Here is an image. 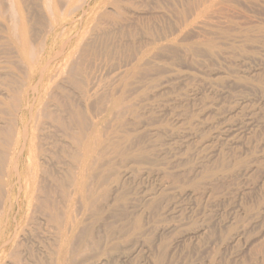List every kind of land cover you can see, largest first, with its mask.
Returning <instances> with one entry per match:
<instances>
[{"label": "rangeland", "instance_id": "obj_1", "mask_svg": "<svg viewBox=\"0 0 264 264\" xmlns=\"http://www.w3.org/2000/svg\"><path fill=\"white\" fill-rule=\"evenodd\" d=\"M0 225V264H264V0H0Z\"/></svg>", "mask_w": 264, "mask_h": 264}, {"label": "bare ground", "instance_id": "obj_2", "mask_svg": "<svg viewBox=\"0 0 264 264\" xmlns=\"http://www.w3.org/2000/svg\"><path fill=\"white\" fill-rule=\"evenodd\" d=\"M200 4H201V3H199V5H200ZM201 6H202V5H201ZM201 8L203 9V6H202ZM209 8H210V7H208V9H209ZM202 9H201V10H202ZM208 9H207V10H208ZM198 10H199V9H198ZM207 10H206V12H207ZM198 12H199V11H198ZM198 12H197V14H199ZM200 12H201V11H200ZM204 12H205V11H203V13H204ZM206 12H205V14H206ZM209 12H210V10H209ZM209 12H208V13H209ZM203 13L201 12L200 14L203 15ZM205 14H204V15H205ZM198 16H199V15H198ZM205 16L208 17L209 15H205ZM205 16H204V17H205ZM202 17H203V16H202ZM207 17H206V18H207ZM202 19H204V18H202ZM60 28H61V26H60L59 24H57L56 33H57V31H58ZM63 52H64V51H63ZM75 53H76V52H75ZM75 53H74L72 56L75 57ZM60 54H61V53H60ZM60 54H59V55H60ZM79 54H80V53H79ZM56 55H57V53H56ZM54 56H55V55H54ZM77 56H79V55L77 54ZM78 58H79V57H78ZM47 60H48V59H47ZM47 60H45V59H44V61L42 60V62H41V64H40V67H42L41 70H43L44 72H45V69H47L48 67H50L49 64L51 63V61H50V63H49V61L47 62ZM52 61H53V60H52ZM55 61H56V60H55ZM53 62H54V61H53ZM58 62H59V61H58ZM51 64H52V63H51ZM51 64H50V65H51ZM56 67H57V66H56ZM44 72H43V73H44ZM43 75H44V74H42V72H41V74L39 75V76H40V80H41V82H43V80H44V76H43ZM84 81H85V80H84ZM84 81L82 80L81 82H84ZM85 82H86V81H85ZM85 82L83 83L84 85H81V86H83V87H82V89H80V90H83V91H84V90H87V88L85 87V84H86ZM81 84H82V83H81ZM79 85H80V84H79ZM83 88H85V89H83ZM30 90H32V92L34 93L33 95L36 94L35 91H34V87L30 86V87H29V91H30ZM83 91H82V92L80 91L81 94L83 93ZM87 94H88V93L86 92V95H87ZM31 95H32V94H31ZM89 95H90V97H91V94H89ZM92 95H93V92H92ZM88 98H89V96H88ZM92 98H93V97H92ZM87 100L89 101V99H87ZM91 100H92V99H91ZM91 100H90V101H91ZM33 101H34V99L32 100V98H30V97H28V98H27V97H25V98L23 97V99H21V116H20V119H21L23 122H22V125L19 126L18 131L15 133V140H14L13 150H12L13 153H14V155H15V158H16V160H15V158H14L15 162L12 163V168H13V169L16 168V170H17L19 167H20V168L23 167V162H22L21 159H19V158H21V156H23V154L25 153V147H26V144H27V140H26L27 137H26V131H25V130H26V129H25V128H26V127H25L26 124H25V123H26L27 116H29V115L32 113V110H33L34 106L37 104V103L34 104ZM84 101H85V100H84ZM88 101H87V102H88ZM43 102H44V101H43ZM85 102H86V101H85ZM87 102H86V103H87ZM88 103H89V102H88ZM111 104H112V103H111ZM69 105H70V104H69ZM78 105H81V104H78ZM85 105H86V104H85ZM88 105H89V104H88ZM41 106H42V105H41ZM61 106H62V105H61ZM70 106H71V105H70ZM72 106H73V105H72ZM72 106H71V107H72ZM74 106H75V105H74ZM113 106H114V105H113ZM113 106H112V108H113ZM80 107H81V106H80ZM82 107H83V106H82ZM87 107H88V106H87ZM90 107H91V106H90ZM90 107H89V108H90ZM59 108L61 109V107H59ZM68 108H69V107H68ZM75 108H76V107H75ZM38 109H39V108H38ZM38 109H37V110H38ZM40 109H42V108H40ZM40 109H39V110H40ZM72 109H73V108H72ZM77 109H78V107H77ZM81 109H82V108H81ZM64 110H65V109H64ZM69 110H71V108H69ZM74 110H76V109H73V111L71 110V112H74ZM87 110H88V109H87ZM77 111H78V110H77ZM77 111H76V112H77ZM35 112H36V111H35ZM40 112H41V110H40ZM76 112H75V113H76ZM80 112H82V110H81ZM83 112H84V111H83ZM83 112H82V113H83ZM77 113H78V112H77ZM85 114H86V113H85ZM85 114H84V116H85ZM75 115H76V114H75ZM82 115H83V114H82ZM86 115H87V119H89L90 117L88 116V114H86ZM78 116H80V115L78 114L77 117H78ZM68 117H69V116H68ZM85 117H86V116H85ZM88 117H89V118H88ZM78 118H79V117H78ZM68 119H69V118H68ZM117 119L119 120V118H116L115 122L117 121ZM120 119H121V117H120ZM69 120H70L69 122H71V119H69ZM72 120H73V119H72ZM77 121H80V120L77 119ZM122 121H124V120L122 119ZM72 122H74V121H72ZM82 122H83V120H81L79 123H82ZM115 122H114V123H115ZM120 122H121V120H120ZM121 123H123V122H121ZM74 124L77 125V123H74ZM74 124H73V125L71 124L70 126H74ZM117 124H118V121H117ZM76 125H75V126H76ZM82 125H83V124H82ZM87 125H88V122H87ZM114 125H115V124H114ZM121 125H122V124H121ZM124 125H125V124H124ZM78 126H80V125L78 124ZM78 126H76V129L78 128ZM83 126H84V125H83ZM95 126H96V125H94L93 127L95 128ZM98 126H99V125H98ZM115 126L117 127V125H115ZM76 129H75V130H76ZM84 129H85V128H83V134L85 133V132H84ZM87 129H88V127H87ZM91 129H92V128H91ZM77 130H78V129H77ZM85 130H86V129H85ZM115 130H116V129H115ZM122 131L124 132V130H122ZM129 131H130V130H129ZM79 132H80V131H79ZM116 132H117V130H116ZM120 132H121V131L119 130L118 133H120ZM130 132H131V131H130ZM83 134H82V136H83ZM85 134H89L88 136L91 135V134L88 133V132L85 133ZM112 134H114V133H112ZM124 134H127L126 131L124 132ZM128 135H129L128 137L131 136L130 133H129ZM106 136H107V135H106ZM109 136H110V135H109ZM111 136H112V135H111ZM117 136H118V134H116V138L119 137V136H118V137H117ZM124 136H125V135H124ZM126 136H127V135H126ZM113 137L115 138V136H112V137H110V138H113ZM128 137L126 138V140H128ZM131 137H132V136H131ZM131 137H130V138H131ZM76 138H77V137H76ZM84 138H85V139H84ZM84 138H83L84 141L86 140V138H87V140L90 141V139H89L90 137H89V138H88V137H84ZM108 138H109V137H108ZM114 138H113V139H114ZM119 138L121 139L122 136L120 135ZM123 138H124V137H123ZM77 139L82 141V139H80V138H77ZM30 140H31V138H30ZM87 140H86V141H87ZM108 140H110V139H108ZM108 140H107V141H108ZM117 140H118V139H117ZM84 141H83V142H84ZM121 141H122V140H121ZM128 141H131V140H128ZM128 141H127V142H128ZM29 142H30V141H29ZM72 142H73V141H72ZM83 142H81V143H83ZM90 142H91V141H90ZM90 142H89V143H90ZM114 142H115V141H113L111 144H115ZM124 142H126V141L124 140ZM127 142H126V143H127ZM87 143H88V142H87ZM89 143H88V144H89ZM96 143H99V142L97 141ZM104 143H105V142H104ZM116 143H117V142H116ZM100 144H101V142H100ZM100 144H98V147L100 146ZM102 144H103V142H102ZM120 144H121V146H124V145L128 146V145H129L128 143L123 145V142H121ZM120 144H118V145L120 146ZM131 144H132V143H131ZM74 145H75V144H74ZM84 145H86V142H85ZM89 145H90V144H89ZM118 145H117V146H118ZM121 146H120V147H121ZM126 146H125V148L123 149V151H124L123 154H125V153L128 154V153H129V152H125V150H126ZM86 147H87V146H84L83 149H85ZM89 147H90V146H89ZM101 147H103V145L100 146V148L98 149V151H99L100 149H102ZM110 147H111V146H110ZM115 147H116V146H115ZM120 147H119V148H120ZM129 147H131V146L129 145ZM129 147H128V148H129ZM103 148H105V147H103ZM88 149H89V148H88ZM94 149L96 150V148H94ZM112 149H114V148L112 147ZM121 149H122V148H121ZM90 150H92L91 147H90ZM90 150H89V151H90ZM103 151H105V150H103ZM115 151H116V150H115ZM118 151H120V150L118 149L117 152H118ZM123 151H122V152H123ZM131 151H132V150H131ZM77 152H78V151H77ZM77 152H76V153H77ZM83 152L86 154V155L84 154L85 156L82 155L83 157H85V159H83V161H81L80 158H79L80 161H79V160H74V159H73V161H74V163H75V161H77V162L79 161V163L81 162L80 167H89V166H86L87 155H89V154L86 153V150H85V151L83 150ZM83 152H82V153H83ZM87 152H88V151H87ZM122 152H121V153H122ZM132 152H134V151H132ZM88 153H89V152H88ZM94 153H96V152H94ZM94 153H93V155H94ZM100 153H101V150H100V152L97 154V156L99 155L100 157H102V155H101ZM130 153H131V152H130ZM130 153H129V154H130ZM136 153H137V152H136ZM136 153H134V155H135ZM79 154H80V153H78V156H80ZM91 154H92V153H91ZM91 154H90V155H91ZM104 154H105V153H103V155H104ZM111 154H112V152H111ZM115 154L120 155V153H115ZM115 154H114V156H115ZM93 155H92V156H93ZM118 155H116V156H118ZM134 155H133V156H134ZM137 155H138V154H137ZM126 156H127V155H126ZM129 156L131 157V155H129ZM100 157H99V158H100ZM104 157H105V159H106V155H104ZM121 157H125V155H124V156L122 155ZM134 157H135V156H134ZM134 157L131 158V159H134ZM138 157H139V156H138ZM92 158H95V157H92ZM97 158H98V157H97ZM110 158H111V157H110ZM126 158L128 159V156H127ZM101 159L103 160V157H102ZM105 159H104V160H105ZM139 159H141V158L139 157ZM91 160H93V159H91ZM99 160H100V159H99ZM137 160H138V159H137ZM137 160L135 159L134 161H137ZM27 161H28V159H27ZM29 161H30V160H29ZM107 161H109V160H107ZM88 162H89V160H88ZM93 162H94V161H93ZM101 162H102V161H101ZM101 162H100V163H101ZM104 162H105V161H104ZM138 162H140V161H138ZM28 163H29V162H28ZM90 163H92V162L90 161ZM95 163H97V162H95ZM100 163H97V164L100 166ZM102 163H103V162H102ZM107 163H108V162H107ZM109 163H110V162H109ZM75 164H76V163H75ZM77 164H78V163H77ZM77 164H76V170H77ZM97 164H93V167H92V168L89 167V168H91V171H90L89 168H88V170H89L90 173L95 169V167H97V166H96ZM94 165H95V167H94ZM90 166H91V165H90ZM102 166H103V165H102ZM104 166H105V165H104ZM106 166H107V164H106ZM28 167H29V166H28ZM29 168H30V167H29ZM78 168H79V167H78ZM93 168H94V169H93ZM104 168H105V167H104ZM104 168L101 169V170H104ZM106 168H107V167H106ZM110 168H111V166H110ZM85 169H86V168H85ZM108 169H109V167H108L106 170H108ZM29 170H30V169H29ZM109 170H110V169H109ZM126 170H127V169H125L124 171H126ZM97 171H98V170L96 169L94 172L97 173ZM124 171H123V172H124ZM127 171H128V170H127ZM127 171H126V172H127ZM29 172H30V171H29ZM75 172H76V171H75ZM99 172H100V171H99ZM104 172H105V171H104ZM13 173H14V170H13ZM71 173H72V172H71ZM71 173H70V174H71ZM92 173H93V172H92ZM128 173H131V172H128ZM73 174H74V173H73ZM88 174H89V173H88ZM100 174H102V173L100 172ZM104 174H105V173H104ZM121 174H122V172H121ZM29 175H30V173H29ZM66 175H67V174H66ZM94 175H96V174H94ZM94 175H93V176H94ZM97 175L99 176V173H98ZM112 175H113V174H112ZM122 175H123V174H122ZM67 176H68V175H67ZM82 176H83V175H81V176L79 175V176H78L79 178H77V177H75V176H74V177H75V179L77 178V179H76V183H77V185H79L77 191H78L79 189L84 190V194H85V189H86L85 186H86V185H85V182H84V181H86V180L84 179V176H83V178H81ZM98 176H97V177H98ZM100 176H101V175H100ZM120 176H121V175H120ZM9 177H10V176H9ZM72 177H73V176H72ZM72 177H71V179H72ZM74 177H73L72 180H71L70 178H68V179H70V180L73 182ZM85 177H87V176H85ZM101 177H102V176H101ZM101 177H98V178L105 180V175L103 176V178H101ZM121 177H122V176H121ZM124 177H125V176H124ZM124 177H123V178H124ZM128 177H129V176H128ZM89 178L91 179V177H89ZM95 178H96V177H95ZM123 178H122V179H123ZM125 178H127V177H125ZM33 179H34V178H33ZM65 179H66V178H64L63 180H65ZM86 179L88 180V178H86ZM127 179H128V178H127ZM70 180H69V181H70ZM94 180H95V179H94ZM103 180H102V181H103ZM123 180H124V179H123ZM91 181H92V180H91ZM112 181H113V180H112ZM59 182L61 183V181H59ZM62 182H63V185H64V183H65V185H66V183H67V185H68V181H67V180H66V182H65V181H62ZM82 182H84V183H82ZM100 182H101V181H100ZM103 182H104V181H103ZM105 182H106V181H105ZM105 182H104V183H105ZM109 182H110V181H109ZM113 182H114V181H113ZM123 182H124V181H123ZM56 183H57V182H56ZM56 183H55V184H56ZM104 183H103V184H104ZM55 184H54V187L56 188V187H57V186H56L57 184H56V185H55ZM58 184H59V183H58ZM108 184H109V183H108ZM92 185H93V184H92ZM92 185H91V186H92ZM97 185H98V183H97ZM97 185H96V186H97ZM115 185H116V184H115ZM117 185H118V184H117ZM11 186H12V185H11ZM26 186H27V185H26ZM59 186H60V185H59ZM59 186H58V187H59ZM69 186L71 187L72 185H69ZM69 186H67V187H69ZM87 186H88V185H87ZM119 186H121V185L119 184ZM119 186H118V188H119ZM89 187H90V186H89ZM94 187H95V186H94ZM94 187H91V188H89L88 190H89V191H93V190H91V189H92V188L94 189ZM99 187H101V186L99 185ZM112 187H114V186H112ZM27 188H28V186H27ZM50 188H52V187H50ZM63 188H64V186H63ZM65 188H66V187H65ZM65 188L63 189L64 192H65V196H64V194H63V196H64V197H69L70 195H69V196H66L68 193H66ZM116 188H117V186H116L115 188H112V189H111V190H112V193H113V189H115V191H117ZM45 189H46V188H45ZM58 189H59V188H58ZM60 189H62V187H60ZM60 189L57 190V191L59 192ZM108 189H109V188H108ZM19 190H20V189H19ZM27 190H28V189H27ZM51 190H52V189H51ZM88 190H87V191H88ZM37 191H38V188L35 189V192H37ZM43 191H44V190H43ZM43 191H42V193H40V195L43 194ZM47 191H48V188H47ZM55 191H56V190H55ZM94 191H95V190H94ZM105 191H106V190H105ZM48 192H49V193H48ZM48 192H47L48 195H51L50 193H52V192H50V191H48ZM60 192H62V190H61ZM108 192H109V190H108ZM38 193H39V192H38ZM69 193H70V191H69ZM78 193H79V192H78ZM82 193H83V191H82ZM97 193H98V192H97ZM36 194H37V193H36ZM91 194H92V193H91ZM103 194H105V193H103ZM103 194H99V195L104 196ZM114 194H116V193H114ZM17 195H18V194H17ZM17 195H16V196H17ZM37 195H38V194H37ZM43 195H44V194H43ZM54 195H55V194H54ZM71 195H72V193H71ZM88 195H89V194H88ZM38 196H39V195H38ZM84 196H85V195H83V198H84ZM91 196H92V195H91ZM102 196H101V197H102ZM45 197H46V194H45ZM45 197L42 196V197L39 198L40 205H41V200H40V199H41V198L43 199V198H45ZM48 197H49V196H48ZM48 197L45 198L47 201H48V199H47ZM70 197H71V196H70ZM72 197H73V196H72ZM86 197H88L87 194H86ZM101 197H100V199L103 200V198H101ZM89 198H90V197H89ZM89 198H88V199H89ZM15 199H16V198H15ZM33 199H34V198H33ZM35 199H36V198H35ZM69 199H70V198H69ZM75 199H76V198H75ZM79 199H81V201H82V198H79ZM79 199H78V200H79ZM84 199H85V198H84ZM91 199H93V198L91 197V198H90V201H91ZM46 200H45V201H46ZM63 200H64V199H63ZM67 200H68V199H67ZM85 200H86V199H85ZM95 200H96V199H95ZM102 200H101V201H102ZM34 201H35V200H34ZM45 201L42 200V202H43L42 205L44 204ZM50 201H52V202H50ZM97 201H98V200H97ZM97 201H96L95 203H97ZM36 202H38V201H36ZM36 202H35V205H36ZM54 202H55V199H54ZM54 202H53V200H49V202H45V204H46V203H48V204L50 203V204H51V203H54ZM64 202H65V204H63V206L66 205V199L64 200ZM87 202H88L89 204H91V206H92V201H91V203H90L89 201H87ZM74 203H75V201H74ZM80 203H83V202H80ZM88 203H86L85 206H88V205H87ZM8 204H9V203H8ZM45 204H44L43 206H46V209H47V206L52 207V205H50V204H49V205H48V204L45 205ZM55 204H56V202H55ZM33 205H34V204H32V206H33ZM35 205H34V206H35ZM42 205H41V206H42ZM94 205H95V204H94ZM28 206H29V205H28ZM41 206H40V207H41ZM43 206H42V209H43ZM66 206H67V205H66ZM66 206H65V208H66ZM82 206H83V205H82ZM91 206H90V207H91ZM53 207H54V208H57V207H55L54 205H53ZM53 207H52V208H53ZM44 208H45V207H44ZM54 208H53V210H56V209H54ZM65 208H64V209H65ZM96 208H97V207H96ZM16 209H17V208H16ZM24 209H25V208H24ZM92 209H95V207L93 206ZM8 210H9V209H8ZM48 210H50V208H48ZM51 210H52V209H51ZM72 210H73V209H72ZM85 210H87V209L85 208ZM4 211H5V210H4ZM16 211H17V210H16ZM73 211H74V210H73ZM73 211H72V212H73ZM66 212H67V211H66ZM63 213H64V212H63ZM56 214H58V213L56 212ZM72 214H73V213H72ZM72 214H71V217L74 215V216H73V221H74V224H75V213H74L73 215H72ZM49 215H50V213H49ZM67 215H68V214H67ZM53 216H54V213H53ZM64 216H65V215H64ZM64 216H62V217H64ZM49 217H51V216H49ZM56 217H59L57 220H61V219H62V218L60 219L61 216H57V215H56ZM50 219H51V220H54V219H52V218H50ZM71 220H72V219H71ZM51 222H52V221H51ZM58 222L61 223L62 220H61V221H58ZM58 222H57V224H56V221H55V224L58 225ZM65 222H66V221H65ZM71 222H72V221H71ZM52 223L54 224V222H52ZM60 223H59V225H60ZM56 225H55V226H56ZM59 225H58V227H59ZM61 225H62V224H61ZM61 225H60V227H61ZM64 225H65V224H64ZM69 225H70V224H69ZM0 226H1V225H0ZM79 226H80V225H79ZM56 227H57V226H56ZM58 227H57V231H58ZM60 227H59V228H60ZM62 227H63V226H62ZM65 227H67V226L65 225ZM65 227H64L63 229H64V230L67 229V231H68V227H67V228H65ZM77 227H78V226H77ZM119 228L121 229V227H119ZM63 229H62V232H63ZM120 229H119V232H120ZM122 229H123V228H122ZM59 231H61V228H60ZM75 232H76V231H75ZM60 233H61V232H60ZM60 233H59V234H60ZM111 233H112V232H111ZM57 235H58V233H57ZM61 235H62V233H61ZM66 235H67V234H66ZM75 235H76V234H75ZM75 235H74V236H75ZM74 236H73V237H74ZM61 237H62V236H61ZM62 239H63V238H62ZM58 241H60V240H58ZM68 242H69V241H68ZM63 243H64V241H63ZM58 244H59V243H58ZM68 245L70 246V245H71V242H70V244H68ZM71 247H72V246H71ZM56 248H57V247H56ZM69 248H70V247H68V250H67V251H69ZM65 250H66V248H65ZM56 251H58V250H56ZM62 251H63V250L61 249V251H60V256H61V252H62ZM67 251H66V252H67ZM71 251H73V250H71ZM66 256H67V254H66ZM69 256H70V254H69ZM77 256H78V255H77ZM79 256H80V255H79ZM55 257H56V255H55ZM67 257H68V256H67ZM71 257H72V255L69 257V259H70ZM58 258H59V257H58ZM59 259H61V257H60ZM98 260L101 261V259H98ZM68 261H69V260H68ZM53 262H54V261H53ZM66 262H67V260H66ZM103 262H104V261H103ZM70 263L73 264V262H71V261H70ZM101 263H102V262H101ZM60 264H62V262H61Z\"/></svg>", "mask_w": 264, "mask_h": 264}]
</instances>
